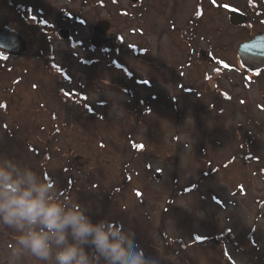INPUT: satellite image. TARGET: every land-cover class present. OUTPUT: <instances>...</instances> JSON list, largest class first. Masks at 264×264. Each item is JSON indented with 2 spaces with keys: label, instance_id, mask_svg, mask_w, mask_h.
<instances>
[{
  "label": "rangeland",
  "instance_id": "1",
  "mask_svg": "<svg viewBox=\"0 0 264 264\" xmlns=\"http://www.w3.org/2000/svg\"><path fill=\"white\" fill-rule=\"evenodd\" d=\"M21 2L54 26L41 33ZM3 26L29 43L0 56V152L159 264H264V69L238 51L264 33V0H0ZM16 235L0 230V264Z\"/></svg>",
  "mask_w": 264,
  "mask_h": 264
},
{
  "label": "clouds",
  "instance_id": "2",
  "mask_svg": "<svg viewBox=\"0 0 264 264\" xmlns=\"http://www.w3.org/2000/svg\"><path fill=\"white\" fill-rule=\"evenodd\" d=\"M86 212L22 156L0 152V230L17 233L8 264L25 256L43 264H159L123 223L93 222Z\"/></svg>",
  "mask_w": 264,
  "mask_h": 264
},
{
  "label": "water",
  "instance_id": "3",
  "mask_svg": "<svg viewBox=\"0 0 264 264\" xmlns=\"http://www.w3.org/2000/svg\"><path fill=\"white\" fill-rule=\"evenodd\" d=\"M110 26V21L100 20L95 25V31L103 33ZM0 50L5 56L22 55L26 50V41L17 31L4 27L0 30ZM239 58L242 66L249 71H258L264 68V33L258 34L251 41L241 44Z\"/></svg>",
  "mask_w": 264,
  "mask_h": 264
},
{
  "label": "trees",
  "instance_id": "4",
  "mask_svg": "<svg viewBox=\"0 0 264 264\" xmlns=\"http://www.w3.org/2000/svg\"><path fill=\"white\" fill-rule=\"evenodd\" d=\"M139 4V3H138ZM65 9V8H64ZM63 9V10H64ZM63 14H68V12L67 11H65L64 10V12H63ZM30 17L32 18V19H30L34 24H40V26H41V31H44V32H47L46 31V26H48V27H53L54 26V24H52V23H49L48 22V20L44 17V16H42V17H38V16H36V15H30ZM26 18L27 17H25V20H26ZM66 17H64V19H65ZM27 21V20H26ZM248 25H251V24H248ZM248 25H247V27H248ZM246 27V26H245ZM192 29V28H191ZM59 34H61V33H56V35L57 36H60ZM52 36H50V38H51ZM56 37V36H55ZM119 37H121L122 38V36H119ZM69 41H70V43H71V45L73 46V47H75V45L76 44H82V41L81 40H76V39H74V37L73 36H70L69 37ZM207 55H209L210 56V58H211V56L212 57H214V61L216 60V57L214 56V51H213V45H210L209 46V49L207 50ZM86 60V59H85ZM117 60H118V58L117 59H115V60H113L111 63H109L108 65H109V67L111 68V67H114V66H117V67H120V68H124L126 71V74L130 77V78H132V77H134V74L132 73V71H130L129 69H127V68H125V66H123V64H119L118 62H117ZM87 61H89V60H86V62ZM223 63H224V61H223ZM241 65V64H240ZM245 70V69H244ZM246 71V70H245ZM218 72L219 71H217L216 73L215 72H212V73H207L206 75L208 76V79L210 80V79H212V78H215L216 76H217V74H218ZM141 81V80H140ZM82 97H83V99L85 98V96L84 95H82ZM191 188V187H190Z\"/></svg>",
  "mask_w": 264,
  "mask_h": 264
},
{
  "label": "flooded vegetation",
  "instance_id": "5",
  "mask_svg": "<svg viewBox=\"0 0 264 264\" xmlns=\"http://www.w3.org/2000/svg\"><path fill=\"white\" fill-rule=\"evenodd\" d=\"M19 7L21 8V10H23V11H25V10H27L28 11V15H24V20H25V17H27L26 18V20L27 21H31L30 19H32L31 17H30V15H36V16H38L39 18L40 17H42V15L43 14H33V6H28V5H26L24 2H21L20 4H19ZM64 8H62V11L64 12V10L66 9H64ZM66 11V10H65ZM69 12V11H68ZM70 13V12H69ZM23 16V15H22ZM25 20V21H26ZM26 21V22H27ZM32 22V21H31ZM248 24H253V23H251L249 20H247V22L246 23H244V24H240L241 26H246L247 27V25ZM40 28H41V26H39ZM50 28H52V27H50ZM12 29H14V28H12ZM16 30V29H15ZM41 30V29H40ZM20 33V32H19ZM41 33H42V31H41ZM21 34V33H20ZM22 35V34H21ZM23 36V35H22ZM51 38H55V36H57L56 34H51ZM25 39H26V41H27V48H26V50L28 49V43H29V41L27 40V38L26 37H24ZM246 40H250L249 38L248 39H246ZM246 40H243V42L244 41H246ZM24 55V54H23Z\"/></svg>",
  "mask_w": 264,
  "mask_h": 264
},
{
  "label": "snow or ice",
  "instance_id": "6",
  "mask_svg": "<svg viewBox=\"0 0 264 264\" xmlns=\"http://www.w3.org/2000/svg\"><path fill=\"white\" fill-rule=\"evenodd\" d=\"M0 107H2V106H0ZM137 147H138L140 150H143L144 145H137ZM137 195H140V193H137Z\"/></svg>",
  "mask_w": 264,
  "mask_h": 264
}]
</instances>
